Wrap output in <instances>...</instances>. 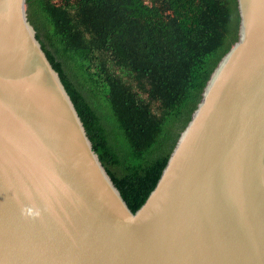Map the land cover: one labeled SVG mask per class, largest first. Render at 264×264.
<instances>
[{"label": "water", "instance_id": "1", "mask_svg": "<svg viewBox=\"0 0 264 264\" xmlns=\"http://www.w3.org/2000/svg\"><path fill=\"white\" fill-rule=\"evenodd\" d=\"M143 203L105 169L26 0H0V264H264V0Z\"/></svg>", "mask_w": 264, "mask_h": 264}, {"label": "trees", "instance_id": "2", "mask_svg": "<svg viewBox=\"0 0 264 264\" xmlns=\"http://www.w3.org/2000/svg\"><path fill=\"white\" fill-rule=\"evenodd\" d=\"M26 3L94 150L135 210L236 40V0Z\"/></svg>", "mask_w": 264, "mask_h": 264}]
</instances>
